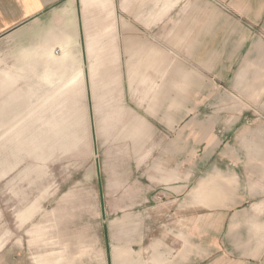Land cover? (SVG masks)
<instances>
[{
	"label": "crops",
	"instance_id": "0c3cea01",
	"mask_svg": "<svg viewBox=\"0 0 264 264\" xmlns=\"http://www.w3.org/2000/svg\"><path fill=\"white\" fill-rule=\"evenodd\" d=\"M228 1L0 0V81L14 85L13 91L2 95L10 96L8 103L13 106L28 108V121L37 116L30 128L45 129L46 137H52L54 129L64 130V146L73 150L97 144L157 148L180 144L182 97L205 98L203 104L194 105V114L204 115V120L194 116L191 127L211 133L213 123L207 109L211 110L214 80L221 77L214 76L213 51H192L200 49L202 42H212V17L223 13L213 3ZM202 18H207L206 23L201 24ZM243 45L228 53V76L221 78L229 82L226 86L246 78L242 72L235 73L251 58L249 51L242 52ZM190 56L195 57L190 60ZM251 125L241 118L221 121L224 129L239 127L240 132ZM197 139L194 136L193 144ZM155 148L129 156L132 167L138 161L163 160V152ZM214 156L209 155L206 161ZM245 157L264 161V154ZM207 170L199 181H204L206 194L210 183L228 191L225 198L208 200L201 207L238 209L229 221L228 234L220 239L222 247L223 240L234 243L245 263L261 262L264 166L247 169L258 170L253 177L236 170L227 177L217 165L211 168L212 174ZM141 172L147 184L136 181L127 192L151 193L152 198L164 190L163 172ZM130 203L128 207L138 208L153 202ZM190 207H198L196 200ZM207 237L200 239L204 244L198 248L193 241L196 236H151L142 227L138 236H125L124 249L109 244L94 256L79 248V236H64L68 238L64 240V264H229L230 253L223 252L221 246L224 259L221 256L213 261L214 243Z\"/></svg>",
	"mask_w": 264,
	"mask_h": 264
},
{
	"label": "rangeland",
	"instance_id": "374dc122",
	"mask_svg": "<svg viewBox=\"0 0 264 264\" xmlns=\"http://www.w3.org/2000/svg\"><path fill=\"white\" fill-rule=\"evenodd\" d=\"M213 4L223 10V15L212 17V42H202L200 49L192 52L213 51L214 76L221 78L228 76V53L244 44L242 52L249 51L251 58L236 69L235 73L246 77L236 85L229 87L226 80H214L211 110L207 109L212 117L211 133L191 127L196 116L194 105L203 104L205 98L182 97L180 144L159 148L97 144L73 150L64 146V130L54 129L53 136L46 137L45 129L30 128L37 116L28 121V108L8 103L10 96L3 97L2 93L13 91L14 85L0 81V264H64V240H68L64 236H79V248L92 251L94 256L109 244L124 249L125 236H138L142 227L151 236H196L193 241L198 248L204 244L200 239L210 236L213 261L223 256L220 239L228 234L229 221L238 209L201 207L208 200L225 198L228 188L210 183L206 194L204 181H199L206 168L212 174L214 165L227 177L235 170L253 177L258 170H246L264 166V161L245 159L246 154H264V0ZM201 20L204 24L207 18ZM196 117L204 120V115ZM239 118L252 124L251 129L240 132L239 127L221 126L222 120ZM194 136L198 137L197 144H193ZM153 148L163 152V160L138 161L132 167L129 156L134 152L143 155ZM213 153L214 159L206 161ZM141 170L163 172L164 190L152 198L151 193L127 192L136 181L147 184L141 179ZM147 199L153 202L148 207L127 206L131 201ZM195 200L198 207H190ZM224 241L222 248L230 253L229 264H248L234 243ZM251 264H264V260Z\"/></svg>",
	"mask_w": 264,
	"mask_h": 264
}]
</instances>
